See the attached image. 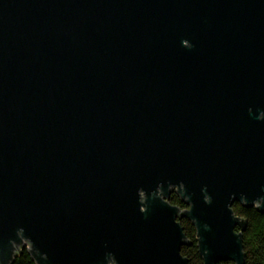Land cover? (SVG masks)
<instances>
[{"label": "water", "instance_id": "95a60500", "mask_svg": "<svg viewBox=\"0 0 264 264\" xmlns=\"http://www.w3.org/2000/svg\"><path fill=\"white\" fill-rule=\"evenodd\" d=\"M234 203L264 213V0H0V264H188L181 218L244 264Z\"/></svg>", "mask_w": 264, "mask_h": 264}, {"label": "trees", "instance_id": "16d2710c", "mask_svg": "<svg viewBox=\"0 0 264 264\" xmlns=\"http://www.w3.org/2000/svg\"><path fill=\"white\" fill-rule=\"evenodd\" d=\"M170 206L185 209L181 200L172 193L168 200ZM234 215L244 224L243 228L235 230L241 237L244 264H264V213L257 211L254 207L244 208L234 203L231 207ZM183 229V234L188 243L180 250V255L186 259L188 264H203L197 247V236L194 227L184 219H178ZM13 264H35L28 256L26 250L14 260ZM219 264H234L232 261H224Z\"/></svg>", "mask_w": 264, "mask_h": 264}, {"label": "rangeland", "instance_id": "374dc122", "mask_svg": "<svg viewBox=\"0 0 264 264\" xmlns=\"http://www.w3.org/2000/svg\"><path fill=\"white\" fill-rule=\"evenodd\" d=\"M177 195V194H176ZM170 197V196H169ZM177 197L181 200V198L177 195ZM181 202H182V204L185 206V209L184 210H181L180 209V211H185V210H187L188 209V206H186V203L184 202V201H182L181 200ZM239 205H241V204H239ZM242 206V205H241ZM243 207V206H242ZM256 210H257V205L256 206H253ZM177 208V207H176ZM250 208H252V207H250ZM258 211V210H257ZM235 218H237L236 216H235ZM181 219H184V220H186L187 222H189L191 225H192V223L189 221V220H187L186 218H181ZM177 222H178V220H177ZM239 222H240V220H239ZM193 226V225H192ZM194 227V226H193ZM180 228H182L181 226H180ZM240 228V226L239 225H237V226H235L234 227V231L236 230L237 231V229H239ZM195 229V228H194ZM182 230V234H183V229H181ZM184 235V234H183ZM238 235V234H237ZM185 237V236H184ZM187 240V239H186ZM23 243H22V246H18V250L20 251V252H17V251H15V253L16 254H13L14 256H12V262H10V264H13V262H14V260L22 253V251L23 250H26L27 251V253H28V256L31 258V260L35 263V264H37L36 263V261L32 258V256H31V254L29 253V251H28V249H30L31 248V246H30V244L29 243H27V242H25V241H22ZM186 243H188V242H186ZM187 244H185L184 246H186ZM183 247V246H182ZM181 247V248H182ZM197 247H198V242H197ZM198 249H199V247H198ZM181 250V249H180ZM243 255H244V253H243ZM201 256V255H200ZM182 257V256H181ZM183 258V257H182ZM201 259H202V256H201ZM229 261V260H228ZM233 262V261H232ZM188 263V262H187ZM202 263H204L203 262V259H202ZM234 263V262H233ZM235 264V263H234Z\"/></svg>", "mask_w": 264, "mask_h": 264}]
</instances>
